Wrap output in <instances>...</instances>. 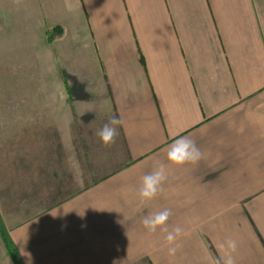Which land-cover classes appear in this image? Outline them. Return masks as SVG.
Listing matches in <instances>:
<instances>
[{"label": "crops", "instance_id": "0c3cea01", "mask_svg": "<svg viewBox=\"0 0 264 264\" xmlns=\"http://www.w3.org/2000/svg\"><path fill=\"white\" fill-rule=\"evenodd\" d=\"M259 117L264 0H0V216L25 264H215L228 239L236 264H264ZM178 135L196 165L168 163ZM165 208L175 256L141 223Z\"/></svg>", "mask_w": 264, "mask_h": 264}, {"label": "clouds", "instance_id": "9594fccd", "mask_svg": "<svg viewBox=\"0 0 264 264\" xmlns=\"http://www.w3.org/2000/svg\"><path fill=\"white\" fill-rule=\"evenodd\" d=\"M258 123H264V117L257 118ZM123 124L122 119L113 115L99 129L95 130L94 135L104 147H110L116 142L119 135V126ZM204 158V153L197 147L196 142L183 135L173 137L172 142L167 148V161L170 165L182 167L186 164L196 165ZM166 166L159 164L152 171L146 173L141 178V183L137 192L141 203L157 198L163 192V185L167 181ZM172 212L170 209L148 213L141 221L143 227L149 233L160 230L166 233L165 240L168 245V255L175 256L180 245L179 238L184 234V229L180 226L168 229V221ZM219 248L222 250L215 264H236L234 253L237 252L238 242L235 239H228L221 243Z\"/></svg>", "mask_w": 264, "mask_h": 264}, {"label": "trees", "instance_id": "16d2710c", "mask_svg": "<svg viewBox=\"0 0 264 264\" xmlns=\"http://www.w3.org/2000/svg\"><path fill=\"white\" fill-rule=\"evenodd\" d=\"M55 30L61 31L60 28H54V31ZM54 31L49 30V40H52V35H53ZM56 32L57 31H55V33ZM0 236H1V239L4 243V245H5L7 255L11 259L12 263L13 264H25L21 255H20L19 249L17 248V246L15 245V243L13 242V240L11 239V237L7 231L1 216H0Z\"/></svg>", "mask_w": 264, "mask_h": 264}]
</instances>
